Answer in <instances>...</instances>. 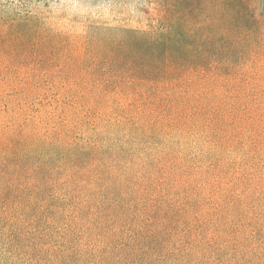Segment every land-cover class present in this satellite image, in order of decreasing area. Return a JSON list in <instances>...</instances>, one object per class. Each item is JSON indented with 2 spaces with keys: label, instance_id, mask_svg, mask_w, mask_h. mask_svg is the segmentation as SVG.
I'll use <instances>...</instances> for the list:
<instances>
[{
  "label": "trees",
  "instance_id": "16d2710c",
  "mask_svg": "<svg viewBox=\"0 0 264 264\" xmlns=\"http://www.w3.org/2000/svg\"><path fill=\"white\" fill-rule=\"evenodd\" d=\"M157 3L160 28L90 33L70 113L26 101L0 122V240L30 243L25 264L83 261L49 222L68 212L95 223V264H264V12ZM0 24L3 54L49 42L31 17Z\"/></svg>",
  "mask_w": 264,
  "mask_h": 264
},
{
  "label": "rangeland",
  "instance_id": "374dc122",
  "mask_svg": "<svg viewBox=\"0 0 264 264\" xmlns=\"http://www.w3.org/2000/svg\"><path fill=\"white\" fill-rule=\"evenodd\" d=\"M157 1L0 0V23L9 18L31 17L40 36L49 41L39 54L32 56L30 53L9 56L0 52V122L12 113V107L22 104L25 107L27 103L29 110L40 108L43 113H70L72 102L67 101L68 91L70 88L71 95L77 91V86L66 81L93 74L91 70L97 62V57L87 52L84 45L90 33L95 28L106 27L160 28L161 3ZM243 3L251 15L264 12V0H243ZM21 87L27 91L12 92ZM63 98L66 103H61ZM71 215L68 212L67 217L55 222L50 219L52 230L57 232L62 227L64 233L71 234L67 250L72 261L82 255L80 264H95L102 247L95 223L89 217L75 221ZM44 225L40 229L43 230ZM56 237L54 235L58 240ZM22 242L23 245L16 248L15 240L6 245L0 240V264H25L29 260L32 250L27 245H32L26 240ZM54 244L58 246L57 241ZM42 249L47 250L48 246L43 245ZM173 258L171 254L162 264H174Z\"/></svg>",
  "mask_w": 264,
  "mask_h": 264
}]
</instances>
